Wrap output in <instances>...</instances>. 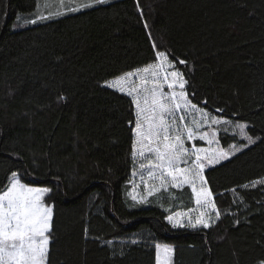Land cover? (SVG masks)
Here are the masks:
<instances>
[{"label":"trees","instance_id":"trees-1","mask_svg":"<svg viewBox=\"0 0 264 264\" xmlns=\"http://www.w3.org/2000/svg\"><path fill=\"white\" fill-rule=\"evenodd\" d=\"M91 2L56 14L40 11L39 0H0V192L13 171L51 190L48 264H155L156 244L173 248L172 264H257L264 259V0ZM157 50L184 74L192 103L245 123L255 139L205 169L221 212L207 229L167 221L194 207L188 186L144 203L129 197L135 108L105 84L153 63ZM218 138L225 148L246 145L226 129Z\"/></svg>","mask_w":264,"mask_h":264},{"label":"snow or ice","instance_id":"snow-or-ice-1","mask_svg":"<svg viewBox=\"0 0 264 264\" xmlns=\"http://www.w3.org/2000/svg\"><path fill=\"white\" fill-rule=\"evenodd\" d=\"M106 2L107 0H93L95 4ZM91 6V3L78 5L69 10L75 12L80 7ZM179 63L187 62L180 60ZM136 80H139V84ZM187 83L184 74L176 70L169 56L157 50L156 62L126 72L106 82V86L130 97L135 108V125L130 127L133 134L131 155L134 163L137 162V157L140 158L139 168L145 194L140 199L133 194L132 199L136 203H144L156 191L167 190L169 185L174 189L188 185L197 205L194 211H198L199 215L193 220L189 213L177 212L174 216L169 215L167 220L173 228L207 229L214 223L209 210L215 213V220L221 218V212L213 201V193L205 180L204 170L209 165L228 160L240 148L225 152L217 148L193 146L189 149L185 146L186 140L197 139L212 145L216 141V133L210 131L211 126L229 123L192 103L186 90ZM165 87L167 91L164 90ZM129 124L131 125V121ZM205 125L209 131L201 132L200 129ZM236 127L248 144L255 143L244 132L243 125L238 124ZM144 160L147 161V167ZM136 174L133 173L134 176ZM145 176L148 177L147 180L144 179ZM157 180L160 182L159 189L149 186V181ZM50 191L48 187L28 186L22 182L18 172L10 173L8 186L0 194V264H48L53 208L45 206L44 198ZM183 217H189L187 224L183 222ZM172 253L173 249L168 245L157 244V264H169ZM257 264H264V259L258 260Z\"/></svg>","mask_w":264,"mask_h":264},{"label":"rangeland","instance_id":"rangeland-1","mask_svg":"<svg viewBox=\"0 0 264 264\" xmlns=\"http://www.w3.org/2000/svg\"><path fill=\"white\" fill-rule=\"evenodd\" d=\"M41 3L44 1V0H40ZM69 3H74V2H77V1H81V0H65ZM41 14V12H40ZM156 62V58H155V61ZM153 62V63H154ZM147 66V65H146ZM145 67V66H144ZM143 68V67H141ZM26 70H27V67H26ZM172 69H169V71H171ZM135 71V70H134ZM134 80L136 79L135 77L133 78ZM113 80V79H112ZM110 80V81H112ZM108 81V82H110ZM136 83L139 84V80H136ZM106 85V84H105ZM49 89H53L54 87L53 86H48ZM113 89V88H112ZM115 90V89H114ZM165 91H167V88L165 87L164 89ZM117 91V90H116ZM119 92V91H118ZM30 100H32L33 98V95H30ZM212 115V114H211ZM214 116V115H212ZM216 117V116H215ZM217 119L221 120V121H227L223 118H219V117H216ZM243 125L244 126V132L246 133V124L245 123H233L231 124L230 122L225 124V123H221L219 125H212L211 126V129L210 131H214L216 133V141L212 144V145H209L206 141H202V140H195V141H187L186 140V147H188L189 149H191L193 146L195 147H200V148H205V149H209V148H217V149H221L225 152H232L234 151L235 148H240V151L245 148V145L243 147V145L239 146V145H236V144H232L230 145L229 147L225 148L221 145V141L219 140L218 138V133L220 132L221 129H226L228 130L230 133L234 134V135H237L240 139H242L244 141V143L249 146L250 144L247 143V140L244 138V136L241 134L240 132V129L236 127V125ZM45 126V125H44ZM201 132L203 131H209L207 125H205L204 127H202L200 129ZM255 140V139H254ZM240 151H236L235 154H237L238 152ZM234 154V155H235ZM234 155H230L229 158L233 157ZM194 159V157H193ZM131 161H132V170H131V174H130V183H131V190L129 192V197L132 199V195L135 194L137 196V199H140L144 196L145 194V187H144V182L143 180L141 179V169L139 168V162H140V158L137 157V162L134 163L133 159H132V155H131ZM226 160H221L220 163L224 162ZM143 163H145L146 167H147V161L144 160ZM218 163V164H220ZM218 164H214V165H209L208 167H212V166H216ZM206 167V168H208ZM205 168V169H206ZM205 171V170H204ZM136 172L137 174L134 176L133 173ZM145 180L148 179L147 176L144 177ZM149 186H154L156 187L157 189H159L160 187V182L157 180V181H149ZM184 186H188V185H183L182 187ZM32 187H36V186H32ZM181 187V188H182ZM189 187V186H188ZM171 188V186L169 185L167 189ZM190 188V187H189ZM179 189V188H177ZM191 189V188H190ZM6 190V189H5ZM163 189H160L159 191H161ZM159 191H156L155 193L159 192ZM164 191V190H163ZM3 192V191H2ZM2 192H0V194H2ZM154 193V194H155ZM133 200V199H132ZM45 206H48L45 204ZM50 207V206H48ZM197 208V205L195 203V197H194V207L189 210V211H179V212H182V213H189V216L194 220L196 216L199 215V212L198 211H194L195 209ZM177 213V212H176ZM176 213H173L172 215L174 216ZM209 216L211 217V219L214 221V223L211 224V226H213L217 220H215V213L214 212H211V210H209ZM188 218L189 217H183V222L185 224H187V221H188ZM168 221V220H167ZM170 224V223H169ZM171 225V224H170ZM210 226V227H211ZM186 228H189V229H193L191 227H186ZM199 228H202V227H199ZM199 228H196V229H199ZM157 245V244H156ZM156 245H155V264H157L156 262ZM160 245H167V244H160ZM169 247H171L170 245H168ZM172 248V247H171ZM173 249V248H172ZM173 255V253H172ZM172 255H171V258H170V261H169V264H172Z\"/></svg>","mask_w":264,"mask_h":264},{"label":"crops","instance_id":"crops-1","mask_svg":"<svg viewBox=\"0 0 264 264\" xmlns=\"http://www.w3.org/2000/svg\"><path fill=\"white\" fill-rule=\"evenodd\" d=\"M91 1L93 0H81V1L74 2V3H69L65 0H44L41 3V1L39 0L38 9H40V11L44 13L47 12V13L61 14L63 12L70 11L69 9L72 7H77L78 5L90 4L92 3ZM80 8H83V7H80Z\"/></svg>","mask_w":264,"mask_h":264}]
</instances>
